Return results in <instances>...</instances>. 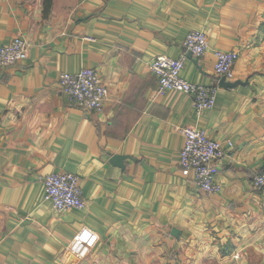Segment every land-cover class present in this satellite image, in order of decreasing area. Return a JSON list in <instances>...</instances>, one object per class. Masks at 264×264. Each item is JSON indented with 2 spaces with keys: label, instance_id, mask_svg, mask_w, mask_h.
I'll list each match as a JSON object with an SVG mask.
<instances>
[{
  "label": "crops",
  "instance_id": "obj_1",
  "mask_svg": "<svg viewBox=\"0 0 264 264\" xmlns=\"http://www.w3.org/2000/svg\"><path fill=\"white\" fill-rule=\"evenodd\" d=\"M192 30L208 35L201 57L184 49ZM18 35L28 57L0 69V264H264V0H53L48 16L44 0H0V46ZM217 50L235 54L234 88ZM183 54L186 80L218 88L200 116L188 94L155 97L152 60ZM83 68L108 88L101 111L60 90ZM190 127L223 143L216 194L180 166ZM55 172L80 176L84 208H53Z\"/></svg>",
  "mask_w": 264,
  "mask_h": 264
},
{
  "label": "built area",
  "instance_id": "obj_2",
  "mask_svg": "<svg viewBox=\"0 0 264 264\" xmlns=\"http://www.w3.org/2000/svg\"><path fill=\"white\" fill-rule=\"evenodd\" d=\"M29 42L23 35L16 36L9 45L0 46V69L16 65L28 57ZM186 52L197 57L203 56L209 49L208 35L200 30H192L183 43ZM215 73L227 80L234 78L235 54L215 51ZM186 54L179 58L160 55L151 62V70L158 78L155 97L164 96L175 90L192 96L198 116L212 109L216 103L217 87L192 83L182 76ZM59 87L70 104L86 111H101L108 96V88L99 71L95 68H83L78 73L63 72L59 77ZM185 145L180 153V166L195 173V183L207 194H216L222 186L217 177L219 160L224 155L223 143L210 138L209 134L197 127L183 128ZM232 145L231 142H229ZM80 176L68 172H55L43 178L46 199L59 212L82 209L86 201L80 187ZM253 185L264 189V171L253 178ZM99 236L91 232L85 241L86 248H93Z\"/></svg>",
  "mask_w": 264,
  "mask_h": 264
},
{
  "label": "water",
  "instance_id": "obj_3",
  "mask_svg": "<svg viewBox=\"0 0 264 264\" xmlns=\"http://www.w3.org/2000/svg\"><path fill=\"white\" fill-rule=\"evenodd\" d=\"M189 56H193V53H192V52H189ZM238 84H241V82H231V81L227 80V78L222 77L221 80H220V84H219V85H220L221 87H223V88H234V87H236ZM126 157H127V156L117 155V156H115V157L113 158V161H114L117 165L123 167V166H124V162H123V161L125 160ZM178 231H179V230L174 229V230H173V234H174V235H177Z\"/></svg>",
  "mask_w": 264,
  "mask_h": 264
},
{
  "label": "trees",
  "instance_id": "obj_4",
  "mask_svg": "<svg viewBox=\"0 0 264 264\" xmlns=\"http://www.w3.org/2000/svg\"><path fill=\"white\" fill-rule=\"evenodd\" d=\"M53 0H44V14L49 15L52 8Z\"/></svg>",
  "mask_w": 264,
  "mask_h": 264
}]
</instances>
